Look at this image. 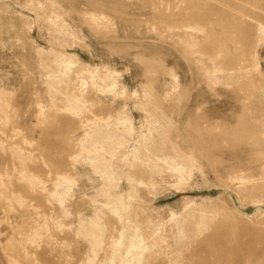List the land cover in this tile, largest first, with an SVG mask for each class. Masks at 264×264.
I'll return each instance as SVG.
<instances>
[{
	"label": "rangeland",
	"instance_id": "obj_1",
	"mask_svg": "<svg viewBox=\"0 0 264 264\" xmlns=\"http://www.w3.org/2000/svg\"><path fill=\"white\" fill-rule=\"evenodd\" d=\"M0 264H264V0H0Z\"/></svg>",
	"mask_w": 264,
	"mask_h": 264
}]
</instances>
